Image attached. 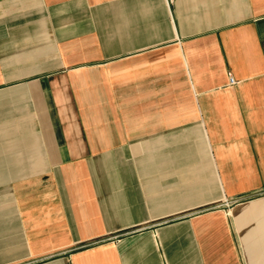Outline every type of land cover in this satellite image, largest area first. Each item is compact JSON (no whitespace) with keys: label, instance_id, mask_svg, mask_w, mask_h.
<instances>
[{"label":"crops","instance_id":"crops-1","mask_svg":"<svg viewBox=\"0 0 264 264\" xmlns=\"http://www.w3.org/2000/svg\"><path fill=\"white\" fill-rule=\"evenodd\" d=\"M0 264H264V0H0Z\"/></svg>","mask_w":264,"mask_h":264},{"label":"built area","instance_id":"built-area-1","mask_svg":"<svg viewBox=\"0 0 264 264\" xmlns=\"http://www.w3.org/2000/svg\"><path fill=\"white\" fill-rule=\"evenodd\" d=\"M167 1H173V0H167ZM230 82L234 83L235 82V78L230 74Z\"/></svg>","mask_w":264,"mask_h":264}]
</instances>
